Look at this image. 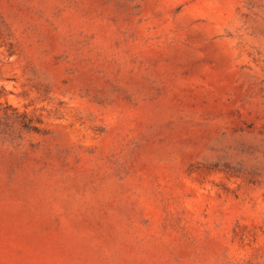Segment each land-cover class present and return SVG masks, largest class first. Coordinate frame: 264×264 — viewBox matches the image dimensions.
Instances as JSON below:
<instances>
[{
	"label": "rangeland",
	"instance_id": "obj_1",
	"mask_svg": "<svg viewBox=\"0 0 264 264\" xmlns=\"http://www.w3.org/2000/svg\"><path fill=\"white\" fill-rule=\"evenodd\" d=\"M0 264H264V0H0Z\"/></svg>",
	"mask_w": 264,
	"mask_h": 264
}]
</instances>
